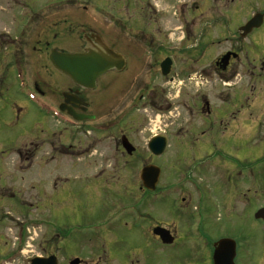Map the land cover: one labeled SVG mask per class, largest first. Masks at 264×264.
<instances>
[{"label": "flooded vegetation", "instance_id": "1", "mask_svg": "<svg viewBox=\"0 0 264 264\" xmlns=\"http://www.w3.org/2000/svg\"><path fill=\"white\" fill-rule=\"evenodd\" d=\"M96 1L98 2V0H37L35 2L0 0V122L3 126L19 123L25 117L28 108L35 110L39 121L31 127L37 131L34 134L24 136L20 141L0 144V185L6 183L2 174H14L19 180L20 178L24 180L26 176L30 177L36 184V187L35 184H31L30 187L36 188L38 198L50 190L49 195L42 197L43 203L50 208L49 215L43 218L37 216L36 220L46 227L51 226V219H55L56 211L80 200L72 197L76 196L78 191L72 195V190L67 185L71 177L96 178L99 170L101 172L106 170L103 163L107 160L99 161L97 156L98 142L112 137L114 153H121L128 159H134L133 165L140 169L155 163L154 158L158 156L150 152L148 142L153 136L158 135V132L149 135L144 145L135 142L129 128L128 132L116 136L113 132L124 122V118H130L139 108L146 109L147 105L155 118L147 115L143 124L134 127V130L137 133L141 132L144 137V134L150 131L149 126L153 119H158V105L166 112L180 105L179 100L170 97L168 92L171 85L179 83L180 78L199 88L204 87V92L199 93V101L196 104L188 105L183 101L181 105L189 106V111L193 113L187 114L189 117L186 119L187 122L199 116L206 125L198 137H191L190 144L180 141V145L178 144L176 148H192L196 153L194 149L197 152L201 149L202 140L209 135L210 126L214 122L218 121L222 124L225 121L236 127L240 122L244 106L264 109V86L257 89L252 85L250 93H246L242 85H239L231 89V93L226 92L228 87L232 88V85L236 84L232 81L234 77H239L237 83L241 82L245 75L251 81L264 80V10H262L264 5L261 11L253 13L244 22L246 23L256 14H261L262 22L258 27L252 28L244 35L235 30L237 37L246 39V43L242 44V40H235L234 45L241 42L239 49L231 45L211 59L208 54L212 42L208 39L209 35L206 36V25H202L200 29L201 33L204 32V41L193 47L188 44L190 41L188 39L193 33L191 25L194 23L193 20L186 19V16L176 17L177 19L167 23L166 19L159 20L158 38L154 34H149V38L142 35L144 30L138 23L141 18L126 25L118 18L123 29L134 32V39L133 37L130 39L129 35L116 33L113 28L102 27L98 19L100 10ZM228 3H234V0H229ZM106 4L107 7L102 12L107 14L105 21L112 23L116 13H112L109 8L113 7L126 12L131 6L135 10L158 7L160 11L170 4L174 10L179 11L184 8L197 10L207 5V2L204 0H108ZM182 20L185 23H182ZM171 21H177L174 28L166 27ZM178 22L181 27H178ZM171 29L179 30L180 34L182 33L181 38L177 37V41H174V32L169 33ZM227 39L225 37V40ZM247 45H252L254 49L245 51ZM146 47L155 48V52H158V60L145 66L144 53H148L147 57L150 54ZM89 52L108 57L109 62L112 63L109 69L96 78L93 88L75 83L65 72L55 67L50 58L52 53ZM110 52L120 56L123 66L120 68L116 66L118 61ZM181 53L187 54L183 57V62L178 65L180 61L178 55ZM137 56L141 61L136 60ZM146 68L151 71L149 76L143 73V69L148 72ZM158 80L161 92L159 99L164 100L163 102L158 101ZM211 89L216 91L214 94L220 101L218 107L210 106L207 100L211 95ZM116 96L119 97L116 101L109 102L110 98L115 100ZM121 98H123L124 114L110 113ZM176 132L184 133L185 130L183 126H177ZM160 133L167 132L163 130ZM123 137L130 146L122 145ZM100 147L107 148L105 145ZM168 147L169 145L166 148ZM5 152L7 155L3 159ZM145 154L149 156L146 157ZM203 155L195 158L200 160ZM9 156H11L10 161H6ZM198 160L190 169L192 172L203 169V175L207 176L210 155ZM159 168L161 175L162 168L160 166ZM231 172L234 182L243 180V175H247V178L252 180L257 178V175L248 169H245L244 173L239 163L231 168ZM223 173L227 174L226 169ZM223 173L221 177L223 182L220 181L222 184L218 187L219 191L224 189L225 182L227 185ZM199 180L190 176L173 177L168 179V183L163 187L157 188V183L154 191H148L142 186L140 178H137V191L140 194L132 203L117 205L115 210L106 212L101 220L86 226L79 225V228L75 227L80 231L87 229L93 233L92 243L86 247L91 250L90 256L86 257L72 254L67 250L70 246L76 249L80 237L70 236L63 231L65 227H60L62 236L58 242L52 243L48 239L40 253L33 254L34 250L26 249V241L19 233V227L23 228L25 224L24 221H19V212L14 209L0 210V264H52V262H55L54 264H158V260L150 261L147 249L150 253L163 258L165 264H216V262L236 264L242 251L254 243V239L249 237L252 227H258L260 233L264 234V219L254 217L259 208L254 206L249 209L247 206L248 210L242 211V204L253 202L254 196L240 191L231 194L228 204L225 202L224 193H215L213 189L211 193L210 188L208 189L209 185L203 178L202 184ZM50 182L51 186H48ZM184 184L189 185L193 193L187 192L185 190L187 185L183 186ZM13 195L16 194L13 192ZM210 198L217 199L218 205L224 208L225 226L230 227L228 231H225V228L217 229L218 233L214 237L206 231L205 225L210 213L208 210ZM218 198L224 199L225 203L220 204ZM148 206H151V209L147 208ZM217 219V216H214V220ZM61 222L66 226L62 220ZM119 227L136 230L144 237V241L137 245L127 244L125 257L111 256L112 248L102 235L104 232L115 234L114 231ZM232 227H237V231H232ZM8 231L14 235L12 237L14 241L12 238L4 239V233L7 235ZM159 231L165 234L164 239L168 242H163ZM222 239H228L229 242L220 251V256L214 258L217 243ZM260 242H264V235L261 236ZM245 246L247 247L243 248ZM52 255L55 258L52 259L50 257ZM261 258V264H264V249L261 251Z\"/></svg>", "mask_w": 264, "mask_h": 264}, {"label": "rangeland", "instance_id": "2", "mask_svg": "<svg viewBox=\"0 0 264 264\" xmlns=\"http://www.w3.org/2000/svg\"><path fill=\"white\" fill-rule=\"evenodd\" d=\"M29 1L35 2L37 0ZM107 1L108 0L96 1L98 9L100 10L98 12L100 24L104 29L113 28L116 33L118 32L121 35H129L128 37H130V39H132L134 32L123 29L124 27L120 26V20H118V18L122 19V24L124 25L127 23L132 24L133 20H140L141 18V21L138 23L141 24L144 30L142 35L149 38V34H154V36L158 38V25L160 27L159 22L162 19H166L165 22L167 23L172 19L183 18V16H186V19L193 20L194 23L191 25L193 26V33L188 39L190 40L188 44L193 45V47L204 41V32L202 31L203 33H201L200 29L202 28V25H206V36L209 35L208 39L212 42L208 54L211 59L219 53L227 50L231 45L239 49L238 46L241 42L234 45L235 40L242 39L237 37L235 30L237 31L243 23L253 15V13L261 11L260 9L264 5V0H234V3L230 4L228 3L229 0H204L207 2V5L197 10L184 8L176 11L170 4L160 11H158V7H144L135 10L131 6V9L126 12L125 10L113 7L111 8L113 11L110 8L109 10L112 13H116L115 20L114 22L109 23L105 21L107 14L103 13V9L107 7ZM117 13H119V15H117ZM123 18L126 20H123ZM176 22L171 21L166 27L174 28L173 26ZM182 23H185L184 20H182ZM222 23L224 25H222ZM186 24H188L187 20ZM177 25L179 27L180 23L178 22ZM172 31L174 32V35L171 34V37L173 35L174 41H177V37L178 39L181 38L182 33L180 34L179 30L171 29L169 30V33ZM225 37L228 39L225 40ZM245 40L246 39L242 40V44L246 43ZM146 49L150 54L147 57L148 53H144L143 59L146 60V63H143V65L145 66L158 60V52H155V48L146 47ZM250 49H254V47H252V45H247L244 50L247 51ZM186 54L187 53H181L178 55V59L180 60L178 61V65L183 62V57H185ZM136 60L141 61V58L137 56ZM205 60L207 62L206 58ZM144 69L143 73L148 74L149 76L151 71L146 68V70H148L147 72ZM241 80V82L237 83L239 77H234L232 81H235L236 84H233L232 88L228 87L229 89L226 90V92L231 93V89L238 87L239 85H242V88L245 89L246 93H250V87H252V85H255L254 87L257 89L264 86V80L258 79L251 81L248 79L247 75ZM159 85L160 81L158 80V101L163 102L164 100L159 99V96L161 95ZM212 91L213 89H211V95L207 97V100L209 101L210 106L218 107L220 101L217 100L218 96L214 94L216 91ZM168 92L170 97L179 100L180 105L174 106L168 112L163 111V109L161 110L159 107L160 105H158V119H153L154 121L149 126L150 131L148 130V132L144 134V137L141 132L137 133V131L134 130V127H139L143 124L147 115H151V118H155L152 115L153 112L150 111L149 106L147 105L146 109L143 107L139 108L133 116L130 118H124V122L120 124V126H117L113 132L116 136L119 135V133L128 132L129 128L131 137L135 139L137 144L141 143L140 145H144V142L147 141L149 135L154 132L160 133L163 130L167 132L165 135L168 138L169 147L166 148L164 153L154 158V164L162 168L157 188L166 185L168 183L167 180L173 177L181 178L190 176L198 180L201 179L199 180L201 184L203 178L204 182L209 185L208 189L210 188L211 193L212 189L215 193H224L223 196L226 200L225 202L228 204H230L231 194L234 195L240 191L247 195L254 196L253 202H244L242 204V211L248 210V207L249 209H252L254 206L255 208L264 206V109L255 108V106H244L241 112L242 115L240 122L236 127H234L232 123L225 121L222 124H219L218 121L214 122L210 126L209 135H206L204 137L205 139L202 140L201 149L198 152L194 149L196 152L194 153L192 148H176V146L178 144L180 145V141L185 142V144H190L192 138L198 137L200 132L205 129L206 122L199 116L193 117V119H191L192 121L187 122L186 119L189 118L187 114L193 113L189 111V106H182L181 103L186 101L188 105L193 103L196 104L199 101V93L204 92V87L200 86L199 88L193 83H189L187 80H181L180 78L179 83L177 85H171ZM119 96L121 97V95ZM117 98L119 97L116 96L115 100L114 98H110L109 102H114ZM221 98H223V96ZM122 107L123 98H121L118 105L110 113L115 112L114 114H124ZM37 119L38 115L35 110L28 108L25 117L20 120L19 123H15L12 126H3L0 122V144L20 141L22 137L37 132L35 129L31 128L34 123L39 122ZM214 124H216V126ZM177 126H183L185 132H176ZM183 134H185V136ZM188 138L191 139L188 140ZM112 141L113 139L111 137L98 142V159L99 161L104 159L107 160L106 163H103V166H106L105 171L101 172V170H99V174L96 178H78L73 176L68 180L69 184L67 185L72 190V195L76 194V191H78L77 195L72 197L80 200L77 203H69L64 209L56 211V215L54 216L55 219H51V226L49 227H46L43 223L36 222V220L38 219L37 216L43 218L45 215H49L50 208L46 203H43L42 197L44 195H49L48 193L50 190H48L46 194H42L41 198H38V196H36V188L32 189L30 187L31 184H35L30 177L26 176L24 180L21 178L19 180L14 174L1 175L2 178L6 180V183L5 185H0V210L14 209L19 212V221L25 222L23 228L19 227V233L26 241V249L34 250L33 254H39L42 250L41 248L46 246V242L49 241L48 239H50L52 243L59 241V238L62 236V234L60 235V227H65L66 229H63V231L67 234L80 237V241L77 245L78 249L70 246L67 247V250L72 254L83 257L90 256L91 250L86 247L90 246V243H92L93 233L87 229H83L82 231L78 230L79 225L86 226L96 222V220H101V217L105 215L106 212L115 210L117 205L132 203V201L138 198L140 192L137 191V178L139 177L140 168L133 165L134 159H128L121 153H114L115 151L112 149ZM100 145H105L107 148L103 149ZM201 154L204 155L201 156L200 160L210 155V165L207 166V170L209 169L207 176L205 174L203 175V169H200L199 171L195 170L194 172L190 169L199 159L195 157H198V155ZM6 155V152L3 153V159H5ZM145 156L148 157L149 155L145 154ZM10 159L11 156L7 157L6 161H10ZM236 163H239V165L241 164L244 173L245 169H248L256 174L257 178L252 180L247 178V175H243V180H236V182H234L231 168L234 167ZM225 169L227 174L223 173ZM222 173L225 180H227V185L225 182L224 189L219 191L220 189L218 190V187L222 184L220 183V181H222ZM49 185L51 186V182L48 186ZM185 185L187 184H184L183 186ZM185 190L189 193H193L191 192L189 185L186 186ZM13 192L16 194L15 196L13 195ZM204 196H206V194H204ZM216 200L211 198L208 200V210L210 213H208L209 216L205 224L206 231L213 237L217 235V229L225 228V231H228L230 228L229 225L225 226L224 208L219 206L218 200ZM219 200L220 204L225 203L224 199L221 198ZM147 208L151 209V206H148ZM156 214L158 215V212H156ZM214 216H217L218 219L214 220ZM60 219L66 224V226L62 225ZM75 227L78 228L75 229ZM232 228V231H237V227ZM114 232L115 234L112 232L102 233V235L105 236L104 240L109 244V247L112 248L111 256L114 257H125V248L127 247V244L137 245L139 242L144 241V237L140 236L136 230L134 231L132 229L119 227ZM6 233L8 234L6 235L4 233L5 240H10L14 236L9 231ZM262 235L264 234L260 233L258 227H252L249 237L254 239V243L250 244L248 249L242 251L238 256L236 264H261V251L264 249V242H260ZM246 247L247 246L243 248ZM146 252L150 257V261L155 262L158 260V264H165V261H163V258H160L159 255L150 253L148 249ZM59 255L62 256L61 254Z\"/></svg>", "mask_w": 264, "mask_h": 264}, {"label": "water", "instance_id": "3", "mask_svg": "<svg viewBox=\"0 0 264 264\" xmlns=\"http://www.w3.org/2000/svg\"><path fill=\"white\" fill-rule=\"evenodd\" d=\"M262 15H254L244 26L240 27V32L244 35L253 27H258L262 22ZM113 53V52H110ZM114 54V53H113ZM112 57L118 61L119 68L123 66V61L119 55L114 54ZM51 61L55 67L65 72L75 83L85 86L87 88H93L96 78L104 73L107 69L112 66V63L109 62L108 57L103 55H97L94 53H81V54H51ZM122 145L125 147L130 146L127 140L124 138ZM167 145V140L165 136L158 135L154 137L149 142V149L154 155H160L164 152ZM131 152V150H128ZM160 174V169L155 165L144 166L140 171V179L142 185L148 190H154L156 183L158 181ZM256 217L264 219V208L259 209L256 214ZM159 234L162 237L163 242L167 239H164L165 234L159 231ZM228 239H222L217 243L214 258L220 256V251ZM55 258L54 256H50ZM55 262H52L54 264ZM216 264H219L216 262Z\"/></svg>", "mask_w": 264, "mask_h": 264}]
</instances>
